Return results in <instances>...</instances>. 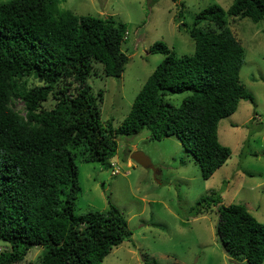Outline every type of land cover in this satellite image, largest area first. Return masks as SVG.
I'll list each match as a JSON object with an SVG mask.
<instances>
[{
	"label": "trees",
	"instance_id": "16d2710c",
	"mask_svg": "<svg viewBox=\"0 0 264 264\" xmlns=\"http://www.w3.org/2000/svg\"><path fill=\"white\" fill-rule=\"evenodd\" d=\"M58 1L0 2V264L21 262L33 247L41 248L39 264H103L132 231L114 204L75 213V159L112 158L118 135L146 127L154 139L176 135L208 178L231 154L218 140V122L240 99L252 100L239 78L244 47L227 29L226 16L258 22L264 0H232L227 9L210 4L198 11L188 29L192 54L178 56L154 42L150 52L164 57L116 128L111 120L102 122L103 89L95 95L88 78L121 75L128 62L121 47L127 26L112 16L57 12ZM170 94H184L179 106L166 100ZM213 206L222 248L241 264H261L264 221L242 203L222 204L215 193L199 198L190 213Z\"/></svg>",
	"mask_w": 264,
	"mask_h": 264
},
{
	"label": "rangeland",
	"instance_id": "374dc122",
	"mask_svg": "<svg viewBox=\"0 0 264 264\" xmlns=\"http://www.w3.org/2000/svg\"><path fill=\"white\" fill-rule=\"evenodd\" d=\"M6 0H0V2ZM232 0H62L57 12L112 16L127 26L122 50L128 62L119 77L92 75L88 78L97 95L100 118L116 128L129 112L136 94L164 54L150 52L164 42L178 56L192 54L194 40L188 29L195 14L210 4L227 9ZM180 12V13H179ZM180 14V15H179ZM184 24V26L182 25ZM206 22L199 26L203 28ZM226 27L244 47L239 78L252 95L240 99L236 110L221 118L218 140L231 154L214 173L204 178L199 164L176 135L154 139L148 128L137 134L118 135L116 154L103 161L76 158L79 192L75 213L106 211L116 205L125 215L130 239L113 247L103 264H241L243 259L225 251L215 227V206L192 215L190 208L213 193L221 203H242L259 221H264V18L226 16ZM184 94L166 95L175 106ZM21 111V101L15 103ZM141 151L159 171L154 175L130 156ZM0 241V247L2 245ZM3 249V247H2ZM41 248L33 247L16 264H39ZM261 264H264V260Z\"/></svg>",
	"mask_w": 264,
	"mask_h": 264
},
{
	"label": "water",
	"instance_id": "95a60500",
	"mask_svg": "<svg viewBox=\"0 0 264 264\" xmlns=\"http://www.w3.org/2000/svg\"><path fill=\"white\" fill-rule=\"evenodd\" d=\"M134 161H136L138 164H140L143 167L150 168L153 170L154 175L157 174L159 171L154 167L151 160L148 156H146L141 151H134L130 156Z\"/></svg>",
	"mask_w": 264,
	"mask_h": 264
}]
</instances>
